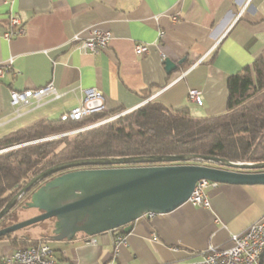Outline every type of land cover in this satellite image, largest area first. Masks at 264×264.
<instances>
[{
    "label": "crops",
    "instance_id": "1",
    "mask_svg": "<svg viewBox=\"0 0 264 264\" xmlns=\"http://www.w3.org/2000/svg\"><path fill=\"white\" fill-rule=\"evenodd\" d=\"M10 13L24 32L5 39ZM92 28L109 30L111 39L96 52H80L70 40L87 37ZM135 43H147L148 51L137 55ZM259 57L264 60V0H0V65L11 60L0 76V138L59 119L87 88L102 92L107 111L158 100L193 117L219 114L226 110L227 77ZM164 58L176 64L170 73ZM49 81L58 98L48 95L16 113L10 90ZM189 89L201 92V104L188 98ZM204 191L208 206L185 201L138 216L128 232H78L48 244L56 259L70 264L197 262L208 244L229 246L230 233L244 231L264 213V183H217ZM120 232L126 242L116 245ZM92 237L96 244L89 243ZM14 249L0 239V256Z\"/></svg>",
    "mask_w": 264,
    "mask_h": 264
},
{
    "label": "trees",
    "instance_id": "2",
    "mask_svg": "<svg viewBox=\"0 0 264 264\" xmlns=\"http://www.w3.org/2000/svg\"><path fill=\"white\" fill-rule=\"evenodd\" d=\"M225 81L226 110L219 114L193 117L183 107L170 108L158 100H149L112 120L72 134L62 135L124 110L105 109L75 121L43 119L2 136L0 209L32 176L73 159L197 154L243 162L264 161V60L255 59ZM60 172L42 179L26 192L0 218V228L9 225L3 224L35 188ZM2 238L9 239L15 249L39 240L16 231ZM259 258V264H264V250Z\"/></svg>",
    "mask_w": 264,
    "mask_h": 264
},
{
    "label": "water",
    "instance_id": "3",
    "mask_svg": "<svg viewBox=\"0 0 264 264\" xmlns=\"http://www.w3.org/2000/svg\"><path fill=\"white\" fill-rule=\"evenodd\" d=\"M163 62L166 73L176 67L169 58ZM59 171L35 188L22 205L40 212L1 227L0 236L46 219H53L49 240H70L78 232L91 236L119 227L128 232L138 216L168 212L184 203L200 178L217 183H264V161L197 154L79 158L32 176L3 205L0 218L42 179Z\"/></svg>",
    "mask_w": 264,
    "mask_h": 264
},
{
    "label": "built area",
    "instance_id": "4",
    "mask_svg": "<svg viewBox=\"0 0 264 264\" xmlns=\"http://www.w3.org/2000/svg\"><path fill=\"white\" fill-rule=\"evenodd\" d=\"M173 17L172 19H174ZM175 20V19H174ZM8 28L3 32V38L9 39L24 32L20 18L13 13L8 16ZM159 30L158 34L162 35ZM111 39V32L100 28H92L89 35L85 38L73 35L71 42L80 52H96L104 48ZM147 43H135L134 52L142 55L148 51ZM11 60L6 65H0V76L3 74L6 66L10 65ZM197 89L188 90V98L198 104H201L200 94ZM58 98L61 93L57 87L49 81L41 86L34 88H24L21 90H10L9 101L18 113V106L27 105L34 101L39 104L46 96ZM105 110V102L102 92L96 88H87L83 90V97L67 111L59 115V119L79 120L83 116ZM127 112V111H125ZM213 182L206 178L198 179L192 191L187 198V202L194 206H208V198L204 189L207 186H215ZM89 243L96 244L97 239L92 237L88 239ZM231 244L226 247H220L214 244H208L202 258L191 264H259L261 253L264 250V213L247 228L239 233H230ZM126 237L118 235L115 244L125 243ZM0 264H70L61 262L55 258L53 250L46 240H38L26 247L14 249L8 256H0ZM138 264V263H135Z\"/></svg>",
    "mask_w": 264,
    "mask_h": 264
},
{
    "label": "rangeland",
    "instance_id": "5",
    "mask_svg": "<svg viewBox=\"0 0 264 264\" xmlns=\"http://www.w3.org/2000/svg\"><path fill=\"white\" fill-rule=\"evenodd\" d=\"M126 112H120L114 115H109L107 117L101 118L98 121L91 123V124H87V126H83V127H79L75 130H71L69 132H67L68 134H72L75 133L77 131H81L83 129L89 128L91 126H96L100 123H104L107 122L109 120H112L120 115L125 114ZM65 135V134H62ZM243 162V161H241ZM38 213V210L35 208H23L21 206H18L14 209L13 213L11 214V216L8 217V219H6V221L4 222L3 225L6 224H10V223H14L26 218H29L35 214ZM52 224H53V219H46L40 222L35 223L34 225H30L27 227H23L20 228L18 230H16V234L19 235H23L29 239H44V238H48V236L52 233ZM47 242L51 245L54 244V242H57L56 240H49L47 239Z\"/></svg>",
    "mask_w": 264,
    "mask_h": 264
},
{
    "label": "flooded vegetation",
    "instance_id": "6",
    "mask_svg": "<svg viewBox=\"0 0 264 264\" xmlns=\"http://www.w3.org/2000/svg\"><path fill=\"white\" fill-rule=\"evenodd\" d=\"M40 211L38 210V213H39Z\"/></svg>",
    "mask_w": 264,
    "mask_h": 264
}]
</instances>
